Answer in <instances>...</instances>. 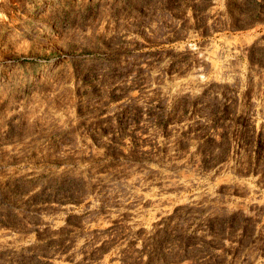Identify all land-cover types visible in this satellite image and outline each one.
Returning a JSON list of instances; mask_svg holds the SVG:
<instances>
[{"label": "rangeland", "instance_id": "1", "mask_svg": "<svg viewBox=\"0 0 264 264\" xmlns=\"http://www.w3.org/2000/svg\"><path fill=\"white\" fill-rule=\"evenodd\" d=\"M0 264H264V0H0Z\"/></svg>", "mask_w": 264, "mask_h": 264}, {"label": "trees", "instance_id": "2", "mask_svg": "<svg viewBox=\"0 0 264 264\" xmlns=\"http://www.w3.org/2000/svg\"><path fill=\"white\" fill-rule=\"evenodd\" d=\"M183 248H188L187 247V245H183ZM177 251H175L173 254H172V258L173 259H179V258H181L183 255H185V253H180V252H178V253H176Z\"/></svg>", "mask_w": 264, "mask_h": 264}, {"label": "bare ground", "instance_id": "3", "mask_svg": "<svg viewBox=\"0 0 264 264\" xmlns=\"http://www.w3.org/2000/svg\"><path fill=\"white\" fill-rule=\"evenodd\" d=\"M179 181V180H178ZM164 198V197H163ZM165 199V198H164ZM160 200H162V199H160ZM166 200V199H165Z\"/></svg>", "mask_w": 264, "mask_h": 264}]
</instances>
